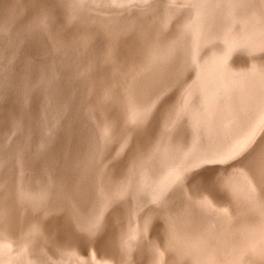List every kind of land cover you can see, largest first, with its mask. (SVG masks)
I'll use <instances>...</instances> for the list:
<instances>
[{
  "label": "rangeland",
  "instance_id": "374dc122",
  "mask_svg": "<svg viewBox=\"0 0 264 264\" xmlns=\"http://www.w3.org/2000/svg\"><path fill=\"white\" fill-rule=\"evenodd\" d=\"M73 1H81L84 10L93 16L118 17L128 14L136 23L154 16L152 21L162 27L168 25L167 13L176 12L177 31L172 39L168 37L165 41L166 51L188 49L191 42L202 45L199 59L190 63L184 78L162 95V98L171 100V105L165 118L162 117L159 130L145 137L147 141H154L150 144L153 145L152 158L159 155L161 147L172 146L174 141L177 146L183 147L177 151L171 163L156 172L157 176L151 177L150 181L141 179L142 176L138 177V172L134 171L121 184L110 189H120L112 203L128 206L130 220L126 222L116 223L113 220L106 226L102 224L103 227L97 225L88 229H81L78 225L80 222H74V226L68 227L49 218L47 207L22 199L19 193L15 192L12 200L13 193H9L6 187L11 179L5 178L1 170L12 166L17 171L15 177H19L18 174L25 177L28 174L24 172H27L29 163L36 157H41L42 164L53 170L89 171L96 193L98 189L109 188L99 180L90 152L86 149L74 152V146L79 142L77 128H84L85 123L77 121L76 106L66 103L67 99L73 98L75 88L66 87L65 83L70 84L74 71L77 72L78 80L86 77L89 67L94 74L91 56L94 59L96 52L104 53L110 41L94 44L89 47L92 48L90 53H83V44L90 39L91 31L70 38L66 35L67 39L64 40L57 34L58 23L54 22L49 7L44 5L28 12L26 0H0V202L7 207L6 213L0 215L3 221L5 218L6 229L3 232L14 239L22 227L23 230L27 229L34 224L36 216L44 215L51 228L60 230L61 227L64 232H73L84 238L91 236L96 239V243L108 230L112 231L116 252L118 249L122 255L110 259L81 246V253L67 251L61 256L48 257L45 264H134L128 256L131 249L138 255L145 252L148 254L142 264H162L158 262L157 249L152 246L151 238L155 236L165 238L163 246L170 252L178 250L176 238L190 242L186 258L189 264H264V196L260 198L257 192V195L251 193L247 182L250 171L246 167L264 145V83L261 87L247 89L243 81L256 78L257 75L260 77V72L261 76L264 75V48L257 50L248 42L240 45L229 43L227 38L235 36L238 31H246L242 29L243 23L236 21L245 9L250 8V3L247 0ZM259 1L262 0H258V4ZM69 8L68 2L64 4L65 11H69ZM217 10L219 12L216 16L213 13ZM49 17L51 31L48 29ZM253 20L254 17L249 18V21ZM54 35L65 43H75L63 46L56 42ZM189 37L192 41H189ZM223 54L231 55L228 61L231 64L228 63L220 77L214 73L211 75L212 61ZM153 60L150 65L154 64ZM146 68L147 65L137 67L132 63L121 70L117 80L113 77L112 80L101 81L98 85V99L106 103V94L115 93L113 89L117 88V81L121 86L118 88L120 95L131 93L138 84V77L147 71ZM209 97L215 100H209ZM62 98L64 105L61 108ZM200 115H204V128L196 120ZM198 127L204 136L203 146L199 145L201 140L193 135ZM118 128L123 133L132 131V128L124 127L122 122ZM114 156L106 159L105 164L110 167V173H118L120 177L130 163L127 161L115 165L117 158ZM205 174L214 178L217 190L222 194L220 198L214 199L207 191L200 190L197 184L199 181L204 182ZM168 180H172L170 185L161 190L160 184ZM135 189L140 199H136L133 192ZM170 197L176 200L174 213L164 209ZM232 208H235L234 212ZM148 220L160 223L162 227L145 224ZM175 226L182 232L180 237H175ZM121 228L124 231L121 232ZM129 243L132 246L130 250ZM0 264L16 262L9 261L0 253ZM17 264L35 262L28 259Z\"/></svg>",
  "mask_w": 264,
  "mask_h": 264
},
{
  "label": "bare ground",
  "instance_id": "6f19581e",
  "mask_svg": "<svg viewBox=\"0 0 264 264\" xmlns=\"http://www.w3.org/2000/svg\"><path fill=\"white\" fill-rule=\"evenodd\" d=\"M26 1L28 12H32V10L35 11L44 5L51 9L54 16V22L58 23L57 34L60 35L59 37H63L64 40L67 39L66 35L70 38L84 31H91L89 35L90 39H88L87 42L83 44V53H90L92 48L89 47L93 46L94 44L97 45L99 43H103L104 40L110 41L104 53L96 52L94 59L91 56L90 61H92L94 64V74H92V68L89 67L86 77L84 79L78 80L77 72L74 71V75L70 80V84L65 83L66 87L75 88V94L73 95V98L67 99L66 103L76 106L77 121L85 123L84 128L79 126L77 128V137L79 138V142H77L74 146V152L85 149L90 152L98 171L99 180L103 183L102 185H107L109 188H101L103 191L98 189L96 193L93 187L92 178L88 174L89 171L82 169L69 172H65L61 169L53 170V168L42 164L41 157H36L35 159L31 160L28 165L27 172H24V174H28L25 177L22 174H18L19 177H15L17 171L15 167L12 166H7L8 169L1 170L5 178L11 179L10 183H6V187L9 193H13L12 200L15 195L14 193L16 192L17 194L19 193L22 199H29L30 201L36 203L37 206L47 207L48 217L55 219L59 225L72 227L76 222H80L78 223L79 228L88 229L94 228L97 225L103 227L102 224L106 226L113 220H116V223L126 222L130 220V211L128 206L123 203H112L114 196L118 194L120 189L119 187H116V191H110V189L117 184H121L122 180L126 178L130 172L134 171L138 172V177L142 176L141 179H147V181H150L153 177L157 176L155 175L156 172L158 173L161 168L168 166L171 163V161L176 156L177 151H180V148L183 147L177 146L174 141L172 146L167 145V148L161 147V151L158 153L159 155H157L155 158H152L151 150L153 145L150 144H153L154 141H147V138L145 137L159 130L162 117L165 118L167 109H169L171 105V100L169 98H162V95L167 89L174 87L178 82H180V80L184 78L190 63L194 59H199L202 45L200 44L199 46L196 42H191V45L189 43L188 49L166 51L164 45L165 41H167L168 37L172 39L173 34L177 31V26L175 25L176 12L167 13L166 18L168 20V25L162 27L160 24L152 21L154 16L150 19H143L138 23H136L135 20L130 19V15L128 14L118 17L93 16L84 10L85 6L81 1ZM67 2L70 4L69 11H65L64 9V4ZM247 2L250 3V8H248V10L245 9L237 21L234 20L236 22H242V29L245 28L246 31L243 32L241 30L238 31L239 33L234 32V34H238L235 36H228L227 38L229 39V43L234 42L240 45L243 42H248L250 46L256 47L258 50V48H264V0L261 2L259 1V4L258 0H247ZM218 12L219 10L215 11L213 14H216L217 16ZM250 17H254V20L249 21ZM47 21L48 29L51 31L49 26L51 18L49 17V20ZM55 40L63 46H69L75 43L74 41L72 43H68L69 41L65 43L58 37H55ZM189 41H192L191 37H189ZM230 57L231 55L227 56L226 54H223L218 59L212 61L210 65L211 75L214 73L218 76H221L228 67V63H230L228 62ZM153 58L154 64L150 65L149 63ZM148 59L150 60L146 64ZM132 63L133 65H137V67H146L147 65V71L145 73L141 72L142 74L140 77H138V84L134 90H131L132 92L127 95L123 93H121V95L119 94L118 88H121V86L117 81V88L113 89V91L116 90L115 93L111 94V92H109L106 94V100L110 105L108 106L107 104L106 106L105 104L107 102L104 103L97 97L99 83L101 81H105L106 79L112 80L113 77L114 80H117L120 76L119 73H121V70L126 69L127 65ZM149 65L150 67L148 68ZM254 74V76H256V73ZM259 74L260 77L257 75L256 78H249L247 81H245L246 79H243L247 89H255L263 85L264 75L261 76V72ZM111 89L112 87L110 86V90ZM246 96L248 95L246 94ZM213 99L214 97H209V100ZM215 99H217L216 96ZM63 100L64 98L61 99V102ZM59 105L60 103L56 107ZM63 105L64 103L62 102L61 108ZM112 115L116 117H112ZM197 115H199L198 112ZM196 120L199 126L204 128L206 125L204 123V115H200L196 118ZM120 122H122L124 127L132 128V131H127L124 133L121 132L119 129L120 127L118 128ZM226 122L227 121L223 122V124ZM228 122L231 123L230 121ZM185 133H187V129H185ZM193 135L198 140H201L199 145L203 146L202 139L204 136L199 127L194 130ZM214 150L217 152V149ZM226 153L224 155H226ZM40 156L43 155L40 154ZM113 156L117 158V164L115 165L123 164L127 161L130 163L125 169L124 174H121L120 177H118V173H110V167L108 168L105 164V160ZM248 164L250 165L246 164V167L248 171H250V174L247 175L249 189L252 194L257 195L258 193L259 197L261 198L264 196V145L257 153L256 157L253 158L252 162H249ZM204 176H206L204 178V182L199 181V184H197L199 185L200 190L207 191L213 196L214 199L220 198L222 194L220 195L218 192L214 178L207 177V174ZM56 180L58 181L51 185ZM171 182L172 180L163 182L159 186L160 189H166ZM133 192L134 195H136V199H140V195L137 194L136 189ZM163 197L165 198V196ZM175 201L176 200L174 197L168 198L166 200V207L164 209L167 212L174 213L176 210ZM157 204H159V202ZM6 209L7 207L5 204L0 202V215L1 213H6ZM234 209L232 208L233 212ZM35 220L36 221L33 222L34 224L27 227V229L23 230L22 227L20 234L15 236L13 239L11 236H7L3 232V230L6 229L5 218L3 221V217L0 216V253H3L6 259L11 262L12 260H15L16 264L28 259L34 261L35 264H45V262L48 260V257L61 256L67 253V251H72L74 254L81 253V246H85V250L96 252L99 255L108 257L110 259H114V256L116 257V255H121L118 249L116 252V240L113 237L112 231L110 230H108V232L103 237H101L100 241L96 243V239L92 238L91 236L84 238L85 236L76 235L73 232H64V229L61 227L60 230L58 228H51L49 226L50 223L48 224L49 221L46 220L44 215L36 216ZM144 223L152 227H162L160 223L149 220L147 222L145 221ZM120 230L121 232L124 231L122 228ZM163 230L165 229L163 228ZM175 230V237H180L182 232L176 228V226ZM151 239L153 240V248L157 249L159 263L189 264L186 258L187 254H189V247L187 245L190 242H185L176 238V248L178 250L170 252L163 246V241L165 238L155 236ZM131 247L132 246L129 243V250ZM147 255L148 254L146 252L138 255L137 252L132 249L130 255L128 254V256L132 258L131 260L134 264H142V262L145 261Z\"/></svg>",
  "mask_w": 264,
  "mask_h": 264
}]
</instances>
